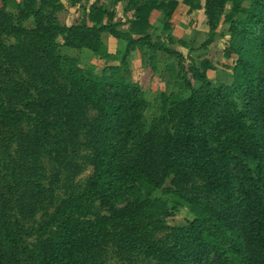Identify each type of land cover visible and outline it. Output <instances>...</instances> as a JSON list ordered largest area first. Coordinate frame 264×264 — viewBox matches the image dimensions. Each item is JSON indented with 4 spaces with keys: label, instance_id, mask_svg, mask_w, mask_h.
I'll list each match as a JSON object with an SVG mask.
<instances>
[{
    "label": "trees",
    "instance_id": "trees-1",
    "mask_svg": "<svg viewBox=\"0 0 264 264\" xmlns=\"http://www.w3.org/2000/svg\"><path fill=\"white\" fill-rule=\"evenodd\" d=\"M0 264H264V0H0Z\"/></svg>",
    "mask_w": 264,
    "mask_h": 264
},
{
    "label": "rangeland",
    "instance_id": "rangeland-1",
    "mask_svg": "<svg viewBox=\"0 0 264 264\" xmlns=\"http://www.w3.org/2000/svg\"><path fill=\"white\" fill-rule=\"evenodd\" d=\"M81 9H74L72 7H69V12H64L62 14L63 20L66 21L67 23H75L78 20L81 19ZM120 15V14H119ZM222 27L219 28V30ZM178 29L180 31L179 35L181 37H184L188 42L191 43L190 46L196 47L200 45L202 42H204L207 38L206 36V31L208 30V27L206 26V23L203 19L202 12H197L196 14L189 15L188 10L184 9L183 14L181 17V20L179 21ZM105 43L108 45L109 50L113 53L119 51L122 49V44L115 40L112 37H106L105 38ZM226 46V40L222 39L219 40L218 42L214 43L211 45L210 50H209V55L211 56L210 58L214 63H216L220 69L219 72L221 73V80L222 81H228L227 75L222 72L223 68V63L225 64V61L221 58L222 57V51L224 47ZM184 53L187 54V50L183 49ZM85 55L82 56L83 59V64L86 67H89L92 65V57L90 51H83ZM88 54V55H87ZM145 58L141 56L139 53H134L131 56L130 59V64L133 67H142L145 66ZM210 76L212 78L219 77L218 73L216 72H211ZM168 74L164 73H158L156 76H154L151 79V82L147 86V91H148V99L152 105V111L153 113L156 112L155 107L157 106V102L155 99L159 97L160 93L165 89V82L167 81ZM92 169L89 168L83 172V174L79 177L78 180H86L89 175H91ZM184 214V213H183ZM185 215V214H184Z\"/></svg>",
    "mask_w": 264,
    "mask_h": 264
}]
</instances>
